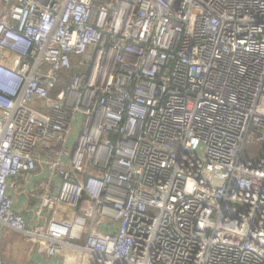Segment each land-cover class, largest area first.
Returning <instances> with one entry per match:
<instances>
[{"label":"built area","instance_id":"2783aa9c","mask_svg":"<svg viewBox=\"0 0 264 264\" xmlns=\"http://www.w3.org/2000/svg\"><path fill=\"white\" fill-rule=\"evenodd\" d=\"M0 225L63 264H264V0H0Z\"/></svg>","mask_w":264,"mask_h":264},{"label":"crops","instance_id":"0c3cea01","mask_svg":"<svg viewBox=\"0 0 264 264\" xmlns=\"http://www.w3.org/2000/svg\"><path fill=\"white\" fill-rule=\"evenodd\" d=\"M21 192L18 194V204L17 209L21 215L26 217L29 220L36 218V213L33 210L35 203L40 201V191H36V198L32 199V205L29 208L25 207V198L23 190L19 188ZM67 207L60 206L55 211L43 210L41 215L43 219L48 220L51 217L60 218L69 212L66 209ZM60 213H59V211ZM62 215V216H61ZM0 257L5 261V264H63L61 257H45L40 256L36 253V249L32 248L24 239L9 230H3L0 225Z\"/></svg>","mask_w":264,"mask_h":264},{"label":"rangeland","instance_id":"374dc122","mask_svg":"<svg viewBox=\"0 0 264 264\" xmlns=\"http://www.w3.org/2000/svg\"><path fill=\"white\" fill-rule=\"evenodd\" d=\"M262 145L261 144H248L245 147V153L247 154H253V153H260L262 152ZM25 241V240H24Z\"/></svg>","mask_w":264,"mask_h":264},{"label":"trees","instance_id":"16d2710c","mask_svg":"<svg viewBox=\"0 0 264 264\" xmlns=\"http://www.w3.org/2000/svg\"><path fill=\"white\" fill-rule=\"evenodd\" d=\"M99 1V0H98Z\"/></svg>","mask_w":264,"mask_h":264}]
</instances>
